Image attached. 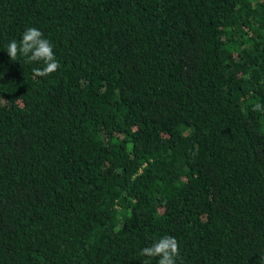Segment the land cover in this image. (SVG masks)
<instances>
[{"label":"trees","instance_id":"1","mask_svg":"<svg viewBox=\"0 0 264 264\" xmlns=\"http://www.w3.org/2000/svg\"><path fill=\"white\" fill-rule=\"evenodd\" d=\"M256 103L264 0H0V264H264Z\"/></svg>","mask_w":264,"mask_h":264},{"label":"clouds","instance_id":"2","mask_svg":"<svg viewBox=\"0 0 264 264\" xmlns=\"http://www.w3.org/2000/svg\"><path fill=\"white\" fill-rule=\"evenodd\" d=\"M7 54L11 61L25 57L29 63H39L42 67L33 68L36 77H46L58 71L60 64L50 41L36 27H29L22 33V38L11 40L7 46ZM254 112H264V105H253ZM141 256L159 257L158 264H177L180 256L179 241L171 235H165L156 240L151 246L141 250ZM143 264H147L144 261Z\"/></svg>","mask_w":264,"mask_h":264}]
</instances>
